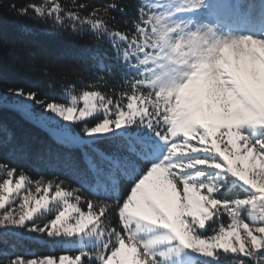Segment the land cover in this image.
Masks as SVG:
<instances>
[{"label": "snow or ice", "instance_id": "obj_1", "mask_svg": "<svg viewBox=\"0 0 264 264\" xmlns=\"http://www.w3.org/2000/svg\"><path fill=\"white\" fill-rule=\"evenodd\" d=\"M8 7L86 26L110 50L89 90L68 86L70 103L22 87L6 89L18 99L0 97L69 160L79 152L96 187L89 196L69 178L33 180L0 161V237L19 228L83 245L43 255L0 247V264H264V0H143L131 29L112 23L116 3ZM12 53L39 56L30 46ZM117 73L123 84L105 91ZM37 212L55 215L41 224Z\"/></svg>", "mask_w": 264, "mask_h": 264}, {"label": "trees", "instance_id": "obj_2", "mask_svg": "<svg viewBox=\"0 0 264 264\" xmlns=\"http://www.w3.org/2000/svg\"><path fill=\"white\" fill-rule=\"evenodd\" d=\"M33 2L41 3L43 0H0V96L8 95L6 89L9 87H22L38 89L50 100L69 103L71 94L89 90L88 86L104 74L102 69L108 61L102 60L100 53L110 50V44L107 41L97 43L91 29L86 26L77 30L53 27L51 21L18 16L8 7L13 3L19 7ZM60 2L69 8L72 6V0ZM76 3L89 5V11L116 3L123 11L110 9L111 16L115 17L112 23L117 29H131L143 0H76ZM25 46L39 53L34 63H22L12 53L14 47L21 49ZM122 84V74L117 73L108 78L104 90L108 91L110 87L119 89ZM69 85L75 89L71 94ZM0 127V161L18 165L33 180L41 176L47 179L59 176L75 181L72 187L78 186L76 182L83 185L86 195L96 191L91 175L82 162H78L79 152L73 154V160L78 163H73L67 157V150L61 148L45 129L26 122L7 106L0 108ZM10 133L14 137L11 141L8 139ZM97 146L103 149L106 142H98ZM238 191V188L231 187L228 194L234 195ZM51 218L48 213L35 220L43 224ZM0 239L3 240L0 247L4 250L25 255L77 254L80 248L74 239L52 240L19 228L9 230Z\"/></svg>", "mask_w": 264, "mask_h": 264}, {"label": "rangeland", "instance_id": "obj_3", "mask_svg": "<svg viewBox=\"0 0 264 264\" xmlns=\"http://www.w3.org/2000/svg\"><path fill=\"white\" fill-rule=\"evenodd\" d=\"M0 97H4L5 98V100H4V103H9V102H11V101H13L14 99H18V98H14V97H11V96H9V95H3V96H0ZM71 101V100H70ZM70 103V102H69ZM80 104H82L83 102L82 101H80L79 102ZM61 123H63V121H60ZM77 131H79V128H77ZM16 194L15 193H13V197L15 196ZM51 195V194H50ZM13 197H10L9 199L11 200ZM52 203H54V201H49V206L52 204ZM7 206V205H6ZM32 206H35V201H33V204H32ZM0 211H2V210H0ZM43 211H47L46 209H43ZM48 214V213H47ZM49 214H51L52 215V218L54 217V215H55V213L54 212H51V213H49ZM73 215H74V213H73ZM33 219H38V218H41V215H40V213L39 212H37V213H33V217H32ZM228 219V217H225V220H227ZM26 223H29V222H26ZM207 223V222H206ZM75 240V243H78L79 244V246L80 247H82L83 245L78 241V240H76V239H74Z\"/></svg>", "mask_w": 264, "mask_h": 264}]
</instances>
